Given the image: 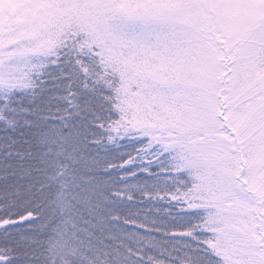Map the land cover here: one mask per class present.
I'll list each match as a JSON object with an SVG mask.
<instances>
[{
	"label": "snow or ice",
	"instance_id": "obj_1",
	"mask_svg": "<svg viewBox=\"0 0 264 264\" xmlns=\"http://www.w3.org/2000/svg\"><path fill=\"white\" fill-rule=\"evenodd\" d=\"M0 264H264V0H0Z\"/></svg>",
	"mask_w": 264,
	"mask_h": 264
}]
</instances>
